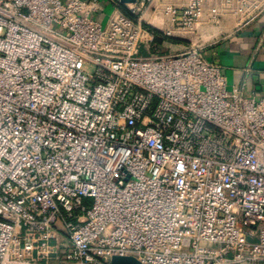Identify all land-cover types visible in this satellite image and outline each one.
<instances>
[{
	"label": "built area",
	"instance_id": "1",
	"mask_svg": "<svg viewBox=\"0 0 264 264\" xmlns=\"http://www.w3.org/2000/svg\"><path fill=\"white\" fill-rule=\"evenodd\" d=\"M106 2L0 0V264H264V94Z\"/></svg>",
	"mask_w": 264,
	"mask_h": 264
},
{
	"label": "crops",
	"instance_id": "2",
	"mask_svg": "<svg viewBox=\"0 0 264 264\" xmlns=\"http://www.w3.org/2000/svg\"><path fill=\"white\" fill-rule=\"evenodd\" d=\"M180 1V2H179ZM178 2V6H177ZM187 0H154V11L158 20L154 29L162 41L158 45L172 52L187 48L199 50L204 57L223 68L228 88L241 80L248 96L264 94V11L245 18L236 4H224L223 0H210L205 4L203 14L192 32L174 27L166 14V7H183ZM104 11L97 20L104 23L112 7L102 0ZM217 8L213 18L210 10ZM153 27V26H152ZM168 35V37H166ZM182 41L186 42L183 43ZM169 44H166V43ZM46 264H60L50 261Z\"/></svg>",
	"mask_w": 264,
	"mask_h": 264
},
{
	"label": "rangeland",
	"instance_id": "3",
	"mask_svg": "<svg viewBox=\"0 0 264 264\" xmlns=\"http://www.w3.org/2000/svg\"><path fill=\"white\" fill-rule=\"evenodd\" d=\"M177 6H178V2H177ZM133 16L140 19L145 26H148L151 29L155 30L154 29V25H155L154 22L156 20H158L157 19L158 16H157L156 12L154 11V0H150V2L145 5L144 9H142L141 12H137V13L135 12L133 14ZM154 36H155L154 42L156 44L164 42V41H162V39L160 37H156V35H154ZM182 42L186 43L184 41H182ZM166 44H169V43L167 42ZM190 49L191 48H187L186 50H190ZM186 50H182V51H186ZM182 51H180V52H182ZM159 52L161 54H167L169 52H172V50H166L164 47H160Z\"/></svg>",
	"mask_w": 264,
	"mask_h": 264
},
{
	"label": "water",
	"instance_id": "4",
	"mask_svg": "<svg viewBox=\"0 0 264 264\" xmlns=\"http://www.w3.org/2000/svg\"><path fill=\"white\" fill-rule=\"evenodd\" d=\"M119 2L122 5H132L135 4L136 0H119ZM109 264H140V263L133 257L114 256L111 258Z\"/></svg>",
	"mask_w": 264,
	"mask_h": 264
},
{
	"label": "trees",
	"instance_id": "5",
	"mask_svg": "<svg viewBox=\"0 0 264 264\" xmlns=\"http://www.w3.org/2000/svg\"><path fill=\"white\" fill-rule=\"evenodd\" d=\"M121 8H122V10H123L128 16L132 17V15H131L130 13H128V11L126 10V7H125L124 5H121ZM145 27H146L149 31H151L153 34H159L158 31L153 30V29H151V28L148 27V26H145Z\"/></svg>",
	"mask_w": 264,
	"mask_h": 264
}]
</instances>
